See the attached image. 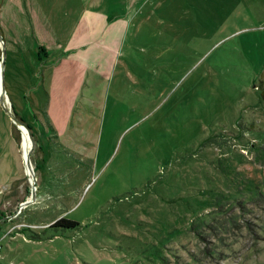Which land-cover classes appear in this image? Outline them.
<instances>
[{
	"label": "rangeland",
	"instance_id": "rangeland-1",
	"mask_svg": "<svg viewBox=\"0 0 264 264\" xmlns=\"http://www.w3.org/2000/svg\"><path fill=\"white\" fill-rule=\"evenodd\" d=\"M141 9L119 47L92 52L99 76L84 73L57 138L44 69L15 73L0 43V96L31 127L36 195L1 224L0 264H264V0ZM0 111L8 216L31 175L23 130ZM61 217L78 226L50 227ZM10 225L22 231L2 237Z\"/></svg>",
	"mask_w": 264,
	"mask_h": 264
},
{
	"label": "crops",
	"instance_id": "crops-1",
	"mask_svg": "<svg viewBox=\"0 0 264 264\" xmlns=\"http://www.w3.org/2000/svg\"><path fill=\"white\" fill-rule=\"evenodd\" d=\"M145 2L146 0H1L0 29L5 41L6 58L9 56L15 73L19 75L27 76L29 66L39 63L44 69L41 77L44 86L47 77L49 101L44 105V112L47 123L45 126L52 128L49 131L50 137L57 138L58 130H64L71 122L70 115L75 99L82 90L84 73L99 76V63L96 65L90 61L92 52L99 53L119 47L132 20L141 13V5ZM90 35L95 38L83 43L81 38ZM39 48H43L44 52ZM66 83H69L67 96L64 94ZM56 86L61 89L58 90ZM33 89L27 91L32 99ZM2 167L0 145V176ZM15 212L19 216L22 210L17 207ZM7 222L10 220L0 221V231L1 224ZM10 226L2 237L6 233L14 232L16 235L22 231V227L12 229L13 226Z\"/></svg>",
	"mask_w": 264,
	"mask_h": 264
},
{
	"label": "water",
	"instance_id": "water-1",
	"mask_svg": "<svg viewBox=\"0 0 264 264\" xmlns=\"http://www.w3.org/2000/svg\"><path fill=\"white\" fill-rule=\"evenodd\" d=\"M0 43L2 44V48H4V40L2 35L0 34ZM4 56V52L1 53V57ZM2 61L0 60V74L2 75ZM2 84V80H1ZM0 105L2 110L9 116V118L12 120L13 124L20 130H25L27 133L29 132L28 127L24 126L23 122L16 118V116L11 112L9 108L6 107V105L3 103L2 98L0 96ZM28 136L30 137L29 133ZM23 162L27 169V175L30 176V184H31V193L30 198L23 203L20 204L19 209L23 206L30 205L35 201L36 195H35V179L33 178L34 169L31 165L30 158H29V151L27 148H23Z\"/></svg>",
	"mask_w": 264,
	"mask_h": 264
},
{
	"label": "trees",
	"instance_id": "trees-1",
	"mask_svg": "<svg viewBox=\"0 0 264 264\" xmlns=\"http://www.w3.org/2000/svg\"><path fill=\"white\" fill-rule=\"evenodd\" d=\"M40 51L44 52L43 48H39ZM263 98H264V92H263ZM12 109V113L23 122V124L26 125V127H28L29 130H31V127L25 123L24 120H22L20 117H18L17 113L14 111V108ZM78 226V223L75 221H72L70 219H67L66 217H61L59 219H57L55 222H53L52 225H50V227H54V228H61V229H68V228H75Z\"/></svg>",
	"mask_w": 264,
	"mask_h": 264
},
{
	"label": "flooded vegetation",
	"instance_id": "flooded-vegetation-1",
	"mask_svg": "<svg viewBox=\"0 0 264 264\" xmlns=\"http://www.w3.org/2000/svg\"><path fill=\"white\" fill-rule=\"evenodd\" d=\"M25 191L30 195L31 185H30V188L27 187ZM26 200H28V199L27 198L23 199L21 203H23ZM16 206H19L18 203L16 204ZM15 210L14 211H11L8 216H6L3 212H1V214H0V221H6V220H11V219L15 218L17 216V213L15 212Z\"/></svg>",
	"mask_w": 264,
	"mask_h": 264
},
{
	"label": "bare ground",
	"instance_id": "bare-ground-1",
	"mask_svg": "<svg viewBox=\"0 0 264 264\" xmlns=\"http://www.w3.org/2000/svg\"><path fill=\"white\" fill-rule=\"evenodd\" d=\"M28 133L23 130V134H22V139H21V146H22V153H23V148H27L26 144L30 146V144L28 143L29 140H28ZM28 141V142H27Z\"/></svg>",
	"mask_w": 264,
	"mask_h": 264
}]
</instances>
